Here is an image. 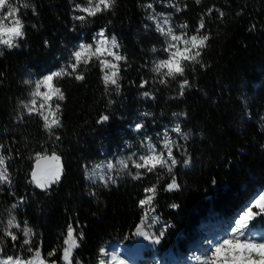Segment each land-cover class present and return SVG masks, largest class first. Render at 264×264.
<instances>
[{
	"label": "trees",
	"instance_id": "16d2710c",
	"mask_svg": "<svg viewBox=\"0 0 264 264\" xmlns=\"http://www.w3.org/2000/svg\"><path fill=\"white\" fill-rule=\"evenodd\" d=\"M23 2L13 0L25 25L23 39L17 40L16 48L0 46V155L10 157L6 166L11 178V184L0 185V223H7L11 211L21 228L28 222L34 236L32 244L21 246V232L12 247L0 231L8 255L29 260L40 248L42 257L48 258L56 248L57 256L51 259L63 264L59 258L69 221L79 224L77 235L83 233L73 264H98L106 244L129 246L136 237L150 242L135 234L144 212L138 200L145 187L156 184L154 213L174 227L159 244H152V251L161 257L168 252L183 257L200 240L202 225L207 231L214 221L220 226L228 223L264 188V0H115L109 11L87 22L72 19L79 14L73 12L74 3L87 0H27L28 8L21 6ZM148 3L161 20L169 15L177 35L197 34L203 20L199 34L209 37L199 57L203 67L189 64L184 77L160 82L152 69L168 54L163 51L165 38L147 19L152 9L143 5ZM102 28L109 40L116 37L119 54L125 57L119 62L120 90L105 89L96 60L80 66L81 81L74 76L58 78L56 86L65 98L57 103L60 126L50 136L41 117L23 107L34 86L25 81L59 70L73 48L91 43ZM183 79L191 86L181 96ZM143 81L147 83L141 87ZM145 91L150 98L140 100ZM140 109L141 132L157 134L176 121L188 137L174 134L181 146L173 150L179 161L173 169L179 189L165 190L171 180L167 169L140 180L124 175L107 187L88 183L85 167L102 158L103 148L112 151L123 140L133 139L126 127L133 125ZM103 114L109 121L98 124ZM37 153L56 154L62 162L60 181L47 190L31 182ZM184 159L190 160L188 166ZM147 247L142 248L143 259Z\"/></svg>",
	"mask_w": 264,
	"mask_h": 264
},
{
	"label": "snow or ice",
	"instance_id": "6c2138e0",
	"mask_svg": "<svg viewBox=\"0 0 264 264\" xmlns=\"http://www.w3.org/2000/svg\"><path fill=\"white\" fill-rule=\"evenodd\" d=\"M163 3V0H160ZM199 2V0H197ZM115 0H87L86 4L74 3L72 19L80 22H87L88 18L96 17L98 14L109 11ZM23 8H28L31 5L24 0L21 4ZM175 7V5H169ZM147 9H152L147 16V19L153 21L156 25V30L161 36L165 38V47L163 51L168 54L167 59L159 60L155 63L152 71L157 73L161 78V83H166V78L175 79L176 77H184L186 68L189 64H203L199 57H201V50L206 46V41L209 39L207 35H200L201 29L205 27L203 20H201L199 27L196 29L197 34L188 35L187 31L177 35L174 31V26H169V17H164L161 20L160 14L155 12L152 3L143 5ZM176 10L180 9L176 7ZM33 11H35L33 9ZM211 11V9L209 10ZM19 9L13 3V0H0V46L9 49L18 47L17 40L23 39L24 23L19 16ZM223 15V13H221ZM35 27V25H33ZM182 29H187V25H181ZM254 27V26H253ZM116 49L117 51H114ZM119 45L116 37L113 36L111 40L105 34V29H100L92 37L91 43H79V45L70 51L68 61L59 70L50 71L42 74L40 78L35 81L26 80L25 83L34 85L30 92L31 99L28 103H24L23 107L27 109L29 114H38L44 122V128L49 132V135H54L53 129L60 126V106L56 104L55 100H64V94L60 87L56 86L55 81L58 78L65 76H74L77 81L84 79V76L78 71L81 65H88L91 61L99 62L100 70L103 73L102 79L105 89L109 85L115 86L117 92L120 90L119 62L125 60V57L119 54ZM153 52L157 49L153 48ZM2 55V53H0ZM109 57L111 59H109ZM147 81L141 83L144 87ZM187 79H183L179 84L182 96L184 90L190 87ZM145 97L150 94L145 91ZM111 103V101H109ZM109 121V116L103 114L97 121L98 124H103ZM144 125L143 123H136L134 131L141 133ZM171 132L176 133L184 139L187 135L181 130L179 124L173 127ZM158 142H154L152 137L147 134H142L139 137L140 147L132 151L127 156H122L115 161H106L97 164L93 171L89 173L91 177H97L104 186L107 187L109 183H116L115 177L112 173L122 175L127 173L132 176L133 180H140L145 178L147 174L156 173L158 169H167L171 175L170 182L166 185V191L178 190L179 185L176 177L173 174V169L178 165L179 161L175 157L173 149H180L181 146L176 143L169 135V131L165 130L161 135L157 133ZM59 140L60 137L56 136ZM3 146L0 145V148ZM132 147L131 144L128 145ZM6 158L0 155V185L11 184L8 167L6 166ZM189 159H184L183 164L188 166ZM136 169L135 174L131 169ZM62 167L60 157L56 154L47 155L37 153L35 156V163L31 170V182L41 190H47L51 185L57 183L61 179ZM213 184L215 181L213 180ZM157 196V185L144 188L143 198L138 200V207L144 210L140 222L136 225L137 236L143 237L145 240L159 244L165 238L166 232L174 227L172 224H166L164 228L159 231L158 235H152L146 228H151L157 223L158 217L152 215L155 212L154 200ZM172 208H177L178 205H171ZM13 209L16 205L13 204ZM259 216H264V192H260L252 201L245 206L238 218L220 240L208 241L209 248L201 256L194 257L197 264H264V239L257 240L254 234L249 229V222L253 221ZM27 221L24 222L23 228L17 221V217L9 212V219L7 225L0 223V231L3 232L4 237L10 238L13 242L12 247H16L19 240V233L22 232L24 239L22 245L32 244L33 230L27 226ZM79 224H74L69 221L66 229V235L63 239L62 255L60 260L63 264H73V251L79 247L78 239H83V233L76 234ZM15 230V231H14ZM27 251L32 252L33 248L29 247ZM57 256V249L53 248L48 253V258H43L40 248L34 251V257L29 260H24L20 256L8 255L3 247L2 240H0V264H58L56 259H51ZM101 259L99 264H124L119 260L117 255H111L106 249H101Z\"/></svg>",
	"mask_w": 264,
	"mask_h": 264
},
{
	"label": "rangeland",
	"instance_id": "374dc122",
	"mask_svg": "<svg viewBox=\"0 0 264 264\" xmlns=\"http://www.w3.org/2000/svg\"><path fill=\"white\" fill-rule=\"evenodd\" d=\"M168 16L169 15L163 16V18L164 17H168ZM169 26H170V24H169ZM114 51H117V50L114 49ZM109 59H111V58L109 57ZM109 86H112V85H109ZM147 98H150V95L148 97H145L143 95V93L139 97L140 100H145ZM58 101H60V100H55L54 101V106L58 103ZM143 116H144V110H142V109L138 110L137 115L133 116L134 119H135L133 125L126 127V128H128V130L131 133V136L133 138L132 140H130V141L129 140H123L122 143L118 147H114L112 151H109L108 149L103 148L101 150V151H103L102 158L100 160L92 161V162L88 163V166L85 167V169H84V179L88 183L94 184V185L98 184V185H103L104 186V183H102L97 177H91L89 175V173H91L93 171L94 167L97 164H100L102 162H106V161H109V160L115 161L116 159H118V158H120L122 156H127L132 151L138 149L140 147L139 137L142 134H147V135L152 137L154 142H158V136H157V134H154L153 132L137 133L136 131L133 130L135 124L136 123H140L141 122L140 118H142ZM176 124H177L176 121H174L170 125L163 126V129L160 131V134L162 135L165 130H168L170 137L176 141L177 138L174 137V134H176V133L170 131L173 127H175ZM129 144L132 145L131 148L128 147ZM131 171L134 174L136 172V169L132 168ZM112 175L115 177L116 182H117L119 180V178H121L124 175H128V174L124 173L122 175H117L116 173H112ZM109 184H113V183H109ZM260 192H264V188L262 190L258 191V193L254 197H256ZM252 199L250 201H248L244 205L243 209L245 208L246 205H248L252 201ZM243 209H241L230 220V222L228 223L227 226L226 225H222L218 230L222 231L223 233H226V231L231 226H233L234 221L238 218L239 214L241 213V211ZM152 215L157 216L154 212L152 213ZM4 225L6 226L7 223L4 224ZM165 225L166 224L163 221H161L160 218L158 217L157 223L155 225H152L151 228H149V229L151 231H154V230L160 231L162 228L165 227ZM249 229L254 234V236H255V238L257 240L264 239V216H259L256 219H254L253 221H250L249 222ZM211 238H212V236H211ZM208 241H210V240L207 239L206 237H204L203 234H201L200 235V240L198 241V243L196 245H194V247L190 251H188L186 254H184L183 257H178L177 259H174L172 252H168L166 256H168V257L171 256L170 257L171 260L169 261V258L167 257L168 258L167 261L165 262V260H163L164 261L163 264H197V261L194 259V257H197V256H201L202 257V255L205 253V251L209 248ZM144 243L147 246H149V247H147L148 249H147L146 258L143 259L142 256H141V257L137 258L136 261H135V259H131L130 257H128V259L127 258L118 257L119 260H122L124 262V264H127V263L128 264H159V261L162 260V258H161V255L159 253H156L155 251H152V244H153L152 242H145L144 240H141L139 237H136L135 241L132 242L129 245V247H132V248L141 247V250H142V248L145 246ZM120 248L121 247L117 246L116 244H114V243L111 244L110 243V244H106V246H104L102 249H106L108 251L109 257H106V258H110L111 255H115L114 250H120ZM99 257H100V259L102 258L101 257V252H100V256ZM133 260H134V262H133Z\"/></svg>",
	"mask_w": 264,
	"mask_h": 264
},
{
	"label": "bare ground",
	"instance_id": "6f19581e",
	"mask_svg": "<svg viewBox=\"0 0 264 264\" xmlns=\"http://www.w3.org/2000/svg\"><path fill=\"white\" fill-rule=\"evenodd\" d=\"M114 253H115V255H117L118 257H120V258H127L128 259V257L129 256H126L124 253H123V250L121 251V249L120 250H114ZM133 262H134V260H133ZM128 264V263H127Z\"/></svg>",
	"mask_w": 264,
	"mask_h": 264
},
{
	"label": "water",
	"instance_id": "95a60500",
	"mask_svg": "<svg viewBox=\"0 0 264 264\" xmlns=\"http://www.w3.org/2000/svg\"><path fill=\"white\" fill-rule=\"evenodd\" d=\"M35 163V162H34ZM34 163H33V165H34ZM60 163H61V165H62V162H61V159H60ZM62 167V166H61ZM202 230H204V225H202L201 227H200V231H202Z\"/></svg>",
	"mask_w": 264,
	"mask_h": 264
},
{
	"label": "clouds",
	"instance_id": "9594fccd",
	"mask_svg": "<svg viewBox=\"0 0 264 264\" xmlns=\"http://www.w3.org/2000/svg\"><path fill=\"white\" fill-rule=\"evenodd\" d=\"M117 264H119V262H117Z\"/></svg>",
	"mask_w": 264,
	"mask_h": 264
},
{
	"label": "built area",
	"instance_id": "2783aa9c",
	"mask_svg": "<svg viewBox=\"0 0 264 264\" xmlns=\"http://www.w3.org/2000/svg\"><path fill=\"white\" fill-rule=\"evenodd\" d=\"M167 224H169V223H167Z\"/></svg>",
	"mask_w": 264,
	"mask_h": 264
}]
</instances>
